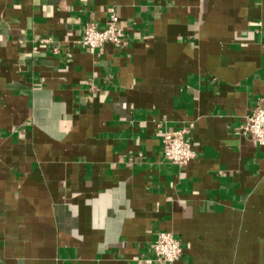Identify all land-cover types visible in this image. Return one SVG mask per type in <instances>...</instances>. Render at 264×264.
Returning a JSON list of instances; mask_svg holds the SVG:
<instances>
[{
	"label": "crops",
	"instance_id": "crops-1",
	"mask_svg": "<svg viewBox=\"0 0 264 264\" xmlns=\"http://www.w3.org/2000/svg\"><path fill=\"white\" fill-rule=\"evenodd\" d=\"M108 10L122 45L91 55ZM257 104L264 0H0V264H140L158 232L178 264H264Z\"/></svg>",
	"mask_w": 264,
	"mask_h": 264
},
{
	"label": "built area",
	"instance_id": "built-area-1",
	"mask_svg": "<svg viewBox=\"0 0 264 264\" xmlns=\"http://www.w3.org/2000/svg\"><path fill=\"white\" fill-rule=\"evenodd\" d=\"M123 38L124 33L117 15L114 11L108 10L105 27L100 29L93 22L87 23L81 39L76 44L82 50L93 55L103 45H111L119 49ZM235 132L259 146H264V107L257 104ZM187 134V129L182 128L165 132L161 136L163 158L179 168L187 166L196 157L191 144L185 139ZM181 254L180 242L174 235L168 232H158L155 241L150 246L149 257L142 258L140 264H178Z\"/></svg>",
	"mask_w": 264,
	"mask_h": 264
}]
</instances>
